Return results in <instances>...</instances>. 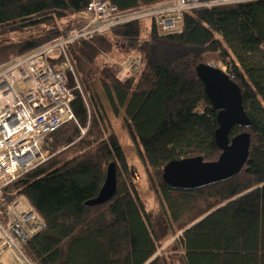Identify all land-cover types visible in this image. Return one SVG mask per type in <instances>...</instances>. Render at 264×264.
<instances>
[{
    "label": "trees",
    "instance_id": "trees-1",
    "mask_svg": "<svg viewBox=\"0 0 264 264\" xmlns=\"http://www.w3.org/2000/svg\"><path fill=\"white\" fill-rule=\"evenodd\" d=\"M88 1L0 0V35L42 24L50 14L70 17L43 37L1 43L0 66L80 26ZM106 1L124 14L165 0ZM123 49L127 52L119 61L102 56L116 57L113 50ZM70 57L88 95L72 90L74 118L45 135L44 160L6 184L0 196V207L22 196L43 222L22 245L31 262L264 264V0L191 8L181 29L165 35L145 20L127 21L74 43ZM99 57L103 62L96 71ZM130 57L140 59L138 71L118 78L117 63ZM212 62L225 65L240 88L250 124L233 126L229 137L247 131L248 156L228 179L174 189L162 179L167 162L192 156L214 161L220 154L214 139L217 109L195 71ZM105 109L122 114L137 156L148 168L158 212L145 209ZM110 162L114 194L100 204H85L96 197ZM170 230L177 234L179 262L162 247Z\"/></svg>",
    "mask_w": 264,
    "mask_h": 264
},
{
    "label": "built area",
    "instance_id": "built-area-1",
    "mask_svg": "<svg viewBox=\"0 0 264 264\" xmlns=\"http://www.w3.org/2000/svg\"><path fill=\"white\" fill-rule=\"evenodd\" d=\"M239 1L244 0H165L120 14L106 0H89L80 26L0 66V196L6 184L44 160L40 145L45 135L74 118L72 90L84 97L70 57L71 45L131 20L147 21L158 35L176 33L187 10ZM117 64L118 78L127 79L138 71L140 59L130 57ZM15 83L23 88L16 89ZM19 205L17 200L0 207V257L10 249L25 264H33L22 245L43 222L32 207L18 210Z\"/></svg>",
    "mask_w": 264,
    "mask_h": 264
},
{
    "label": "water",
    "instance_id": "water-1",
    "mask_svg": "<svg viewBox=\"0 0 264 264\" xmlns=\"http://www.w3.org/2000/svg\"><path fill=\"white\" fill-rule=\"evenodd\" d=\"M195 71L207 98L217 109L214 139L220 154L214 161L192 156L167 162L162 168V179L174 189L191 190L228 179L240 171L248 156L249 133L242 130L229 137L233 126L247 128L250 124L238 84L224 69L211 64H199ZM115 187V166L110 162L96 197L85 204L95 205L107 201L114 194Z\"/></svg>",
    "mask_w": 264,
    "mask_h": 264
},
{
    "label": "rangeland",
    "instance_id": "rangeland-1",
    "mask_svg": "<svg viewBox=\"0 0 264 264\" xmlns=\"http://www.w3.org/2000/svg\"><path fill=\"white\" fill-rule=\"evenodd\" d=\"M50 19L47 20L46 22H43L42 24H38L35 26H29L23 29L19 30H14L10 32H5L4 34L0 35V44L4 42H13V41H19L23 39H34L36 37H39L42 35V37L45 35L47 30H50L54 27L57 26H62L64 25L62 22H68L70 21V17H64L63 19L60 20L57 16L50 14L49 15ZM113 52L117 53L118 56H113L111 53H105L102 55L104 58H106L107 61H110L111 63L119 61L120 57L126 54V50H120V51H115ZM98 60H100L98 63H96L93 67L97 71L96 66H98L99 63L103 62L102 57H99ZM214 66L220 67L224 70H226V66L222 65L221 63L217 62H212L211 63ZM92 75V73H91ZM81 74L77 75V80L80 84L81 89L83 88L82 85V78ZM15 88L20 89L23 88V85L21 83H15ZM84 95L86 92H84ZM99 94H101V91H99ZM103 101V98H101ZM104 102V101H103ZM106 107V105H104ZM107 108V107H106ZM105 115L108 118V123L109 126L113 129L115 134L118 136V139L121 142V145L124 149V152L127 156V164L131 172V176L133 178V181L135 182L139 196L141 197L143 204L145 206V209L148 211H159L160 209V202L151 187L150 182L148 181L147 177V166L141 161V159L138 158L137 156V149L135 144L132 142L129 133L127 132L124 124V118L122 114L118 116H113L112 113L109 111V109H105ZM44 156V155H43ZM45 158V156H44ZM20 205L17 206L16 208L18 210H25L29 207L28 203L26 200L21 196L18 198ZM171 232V233H170ZM176 231L170 230L169 235L162 244V247H166L170 249V253L173 254L175 257L176 252L174 251L175 248H177V243H175V238L177 234H175ZM176 260V259H175ZM177 261L179 262V257L177 258ZM0 264H25L22 261V258L19 253H13L10 249H5L4 252L1 254L0 257Z\"/></svg>",
    "mask_w": 264,
    "mask_h": 264
}]
</instances>
